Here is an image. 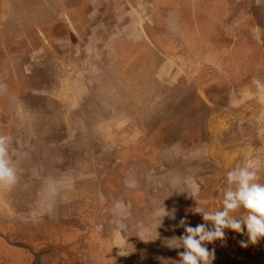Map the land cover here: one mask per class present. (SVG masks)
<instances>
[{"label": "crops", "instance_id": "0c3cea01", "mask_svg": "<svg viewBox=\"0 0 264 264\" xmlns=\"http://www.w3.org/2000/svg\"><path fill=\"white\" fill-rule=\"evenodd\" d=\"M9 1L0 0V48L5 54L0 62V85L7 81L5 72L10 69L13 82L8 81L14 88L11 94H0V101L4 102L13 95L22 106L19 108V115L27 119L32 116L37 103H46L53 98L56 104L61 105V115L64 120L67 117V125L41 123L25 129L20 121L10 129L8 126H1L4 129H0V133H7L6 136L11 138L10 156L19 161H15L13 166H22L25 173H22V178L17 177L22 185L0 187V207L11 215L8 218L13 217V213H18L20 219L27 222L24 226L38 229L41 226L36 223L39 219L56 226L57 230L46 234L47 237L39 245L38 241L32 239L28 242L36 244L37 250L39 247L45 249L53 245L64 249L60 264H177V253L183 249L169 248L166 240L184 232L178 226L182 218L187 217L193 226L203 223V220L199 214L194 215L191 212L196 206V200L175 189L183 187L185 179L194 178L201 186L197 197L200 206L209 210L217 209L209 205L207 198L211 191L204 188L203 179L197 174L182 170L181 164L195 167L196 172L202 168L203 161L197 156L199 152L180 158H173V155L170 158L159 157L160 154L164 156L165 148L178 147L181 144L180 140H169L166 144L161 141L169 128L162 126L152 130L147 139L145 138L146 141H142L145 144L135 142L138 138L135 134L142 131L131 124V118L136 115L128 109L110 110L104 104L107 100L103 97L95 100L108 112L100 111L97 122L86 121L102 142H83L78 136L92 130L89 128L90 131H85L84 125H74L73 118L79 117L76 115L79 111L83 117L88 118L87 110L92 99L81 95L84 90L80 88L97 83L106 85L103 75L107 66V54L115 52L117 58L127 62L122 66L118 62L114 65L116 67L113 71H118L114 85L118 88V82L128 74L124 72H132L134 55L142 58L139 53H150L152 58L157 52L161 59L164 58L156 68L158 83H181L182 75L193 70L190 79L192 85L205 84L207 79L211 84L217 83L219 79L216 78L221 74L219 78L226 76L228 84H242L247 93L254 95L256 105L254 101L248 102H253V106H256L258 112L252 115L260 119V125L254 127L258 142L254 148L262 150L264 0H212L210 10H198L195 14L189 11V0H129L128 11L114 9L112 16H106L107 6L99 10L104 4L98 3V7L101 6L98 8L97 3L91 0H81L75 8L76 11H73L74 14L61 6L60 9L65 11L69 24L63 26L62 34L56 33L55 37H50L43 28L37 31L12 32L7 16ZM196 1L198 5L203 2ZM122 3V0H115L116 8ZM152 10L157 11L149 15ZM75 18L81 21L79 28H84L82 31L73 23ZM57 19L59 23L60 18ZM108 22L113 23L116 29L111 40L105 34ZM160 28H164L162 35L158 30ZM222 36L226 37L227 42L222 40ZM108 41L118 46L110 47ZM184 50L196 55L188 60L180 55ZM95 53L100 58L103 57L104 64L93 59ZM202 53L207 54V57L202 59L199 56ZM219 53L225 55V61L218 60ZM97 72H100L98 78L92 79L91 74ZM28 82L31 89L26 87ZM124 84L129 87L134 85L130 79ZM1 86L4 90V85ZM218 107L213 109L211 116L224 115L223 110L219 113ZM187 115L195 114L181 116ZM225 115H230L229 111ZM221 131L218 130V133ZM32 133L37 135H31ZM133 133L135 134L131 135ZM92 147L115 149L116 166L119 170L116 171L113 182L108 172L99 166L101 172L104 169L106 176L103 178L100 173L104 187L100 195H104V203L97 207L91 205L90 194L86 189L80 190L75 182L78 177L76 164L84 166L87 172L91 171L90 154L86 158V150ZM140 148L155 150L156 153L151 159L136 157V151ZM237 150L238 146L235 145L222 146L219 150L221 156L218 158L220 166L229 167L244 162L237 156ZM80 152H84V155L81 156ZM17 170L19 169H16L18 175ZM86 175L84 173L80 176L83 179ZM10 189H13L14 195L10 194ZM112 193L114 197L109 199L108 196ZM50 195L53 196V201L48 204ZM32 199L40 201L39 205L36 200V203H30ZM18 201L23 202L16 209L9 205ZM76 202L78 205L82 203V207L76 206ZM1 208L0 211H3ZM164 209L175 211V219L171 216L161 219L158 213H162ZM27 215H35L39 219H26ZM230 231L232 230H225L224 240L208 244L210 250L215 249L213 264H243L250 257L254 260L253 264H264V259L255 256L257 246L252 243L247 247L241 246L240 241L248 239L246 234L235 233L232 240ZM22 251L28 253L27 250Z\"/></svg>", "mask_w": 264, "mask_h": 264}, {"label": "flooded vegetation", "instance_id": "af4514ba", "mask_svg": "<svg viewBox=\"0 0 264 264\" xmlns=\"http://www.w3.org/2000/svg\"><path fill=\"white\" fill-rule=\"evenodd\" d=\"M91 1L95 4L97 3V7H98V3L104 4L103 8L101 6L98 7V8L101 7V9L99 10L104 9L107 6V9L105 11L106 16L114 15V9H117V10L119 9L121 11H128L130 8L129 0H122L123 3L119 5V8H116L115 0H91ZM202 1L203 2L198 5L196 0H189L190 2L189 11L195 14L198 12V10L199 12L202 11L203 9L210 10L212 0H202ZM69 6H70V3L67 2L65 3L63 7H65L66 9L67 8L70 9ZM175 7L178 8V6H175ZM153 11L154 10H152V12H150L149 15L152 13H155L157 10H155L154 12ZM58 13H59L58 18L60 19H59V23H57L55 27L56 31L58 30L57 33L59 32L60 26L63 27L68 24V18L65 14V11H61L60 9L59 12L55 11L54 15L55 14L58 15ZM107 25H111V27L114 28L112 31H114L113 33L115 34L116 29L113 23L108 22ZM106 30H107V27H106ZM106 30H105V33H106ZM158 30L161 32L160 34L162 35L164 28H160ZM222 40L224 42H227L226 37L222 36ZM167 41L174 44L168 39ZM178 41L180 42V40ZM108 43H110V41H108ZM110 45H111L110 47H113V48L118 46V45H112V43H110ZM181 48H184V46H181ZM207 48H208V45H207ZM185 51L186 50H184L182 54L180 55L182 57H185L188 60H191L190 57L196 55L194 53H190L188 51L185 52ZM95 54L96 56H94L93 59H96L97 62L99 63L101 62L102 64H104L102 61L103 57L100 58L98 53H95ZM218 55H219L218 60L221 59V61H225L226 59L225 55L222 56L221 53H219ZM139 56H141L142 58L140 57L137 58V56L134 55L136 60H134L135 58L133 57V63H134L133 66L134 68H136L135 66L140 63L142 64L143 67L146 68L145 70L147 72L141 78L140 84L138 83V80H136L135 84L131 87V89L134 90V92L142 91V93L139 96H136L134 98L133 97L129 98L130 101L131 100L134 101V102L131 101V104L135 106L137 109L127 106L126 101H125V104L122 106V108H117L118 102L115 101V96H112L110 95V93L108 94L106 92L105 90L106 85L104 86L103 84H99V83H97V85L90 84L83 89L80 88V90H84V93L81 92V95H86L90 97V99H92V102L90 104H92L93 108L92 107L88 108L87 110V114L89 115L88 117H91V118L94 117L95 121H99L100 111L108 112L105 110V107H100L96 103L97 100L95 99H98L100 97L106 98L107 101L104 104L105 105L107 104L108 105L107 107H110V110L112 111L115 109H128L130 112L132 110V112L136 115V117L131 118V124L134 126L136 125V127L142 130L143 132L145 129L143 124L150 118H152L153 120L158 117L164 118V120L169 119L170 114L172 113L174 109H176V107L180 108L179 112H181L180 113L181 115L188 114L186 112H190V111L192 112V110H194L195 115L192 116V120L194 121L193 124L188 125L185 122L186 119L184 118V121H181L179 126H176L173 124L172 125L170 124L171 126H168V128H171V129H169V131L168 132L166 131V132L167 133L170 132L168 136L170 137V140H173V141L180 140L181 144H179L178 147L173 146L171 148H165L163 153L168 158H170L172 155H173V158L174 157L180 158L183 155L189 156L193 154V152H199L197 156L200 161H203L202 168H200V170H197L196 172L194 169L195 167L190 166V165L183 166V164H181L182 170H184L185 172H188L189 174L191 173L197 174L201 179H203L204 188H208L211 191L209 198L207 199L209 200V203H210L209 205L212 208H215V207L220 208L222 206L221 205V195L217 191V189L218 187L226 186V173L228 170L236 166V165L229 166V167H225L223 165L220 166L218 162V158L221 156L219 153V150L221 149L222 146L224 147H233L234 145L238 146L237 156L240 157L241 160L243 159V161L251 158V160H253L255 163L260 165L261 166V176L262 178H264V149L258 150L254 148L258 144L256 135L254 132V127H258L260 125V119L257 118V116L252 115L253 113L257 114L258 112V110H256V106H252L248 104V102L254 101L256 105L257 102H256L254 95H250V92L247 93L245 91L247 89L246 88L244 89V86L242 84H238V85L233 84V83L228 84L226 76L223 78H219L221 74H219V76L216 78V79H219V82L217 83L211 84L209 83L210 82L209 81V82H206L205 84L192 85L190 83V79L192 78V75L194 73L193 70L188 72L187 75H182L183 80L181 83L176 82L175 84H172V85H163L162 82L158 83L159 79L157 76L158 72L156 68L162 62L164 58L161 59L160 55L157 52L154 54L152 58H150V53L147 55L139 53ZM147 56H149V58ZM199 56L202 57V59H204L207 57V54L202 53V54H199ZM110 57L112 59L114 58L116 59L115 52H112L110 55L107 54V56L105 57L107 66H106V69L104 70L105 73L103 75V79L106 78V83L108 81H111V83H114L118 76V71L116 72L113 71L114 67H116L114 65L116 64L114 63L110 64L107 62L108 58ZM199 61H200V58H199ZM123 63L127 64L125 60L123 61ZM198 64L199 62L197 63V65ZM99 73L98 72L94 73L92 76V79H94L95 77L98 78ZM183 82H185L186 84H183ZM51 87L52 89L54 88L53 85ZM114 91H115L114 93L118 92L116 86H115ZM184 91H187V93H185ZM52 100L53 98L51 99V101L49 100L46 101V105L48 106L50 113L52 111V108H51ZM171 101L173 102L171 103ZM113 102H115L114 105H113ZM187 103L190 104L189 109L186 107ZM221 104L225 105V109L222 108ZM34 106L35 105H33V107ZM216 106H219L218 107L219 113L223 110L224 115L226 114L227 111H229V114H233L234 116H237L236 122H234L232 126L231 124L229 127L227 125L228 128L225 130L226 132L218 133V132L213 131L214 129L212 128V126H208V127L206 126L204 128V125L202 124L203 117H204V114H203L204 107L206 108V110H208V113L210 112L212 113L213 109ZM33 109L37 111L38 110L37 105ZM76 115H79V117L73 118L74 125L83 127L84 125L83 121L85 119V117H83L84 115H82L80 111L76 112ZM188 116L190 115H187L186 117ZM140 117L142 118L145 117V119L143 118L140 121L139 120ZM57 120L58 122H56L55 125H57L58 123L59 125H63L60 123L65 121L64 118H62V115L60 116L58 115ZM164 123L162 125L158 124V125H155L154 127L152 126V130L154 129L157 130L159 129V127H162V126L166 128L167 124L166 122ZM153 125H154V122H153ZM142 131L140 133H143ZM188 131H191L190 137L186 136V133ZM209 132L211 133L210 135H209ZM134 134L135 133L131 135H134ZM78 137H80V140H82L83 142H85L86 140L88 141V137H86L84 133L80 134ZM259 159L261 160L259 161ZM258 161L261 163H259ZM15 169H19L17 170L18 171L17 177H19V179L22 178L23 176L22 173L23 174L25 173L22 171L23 167L16 165ZM76 181L77 180L75 178V182ZM83 181L85 182V180ZM77 182H80V181H77ZM16 184L19 186L22 185L20 181H17ZM10 194L14 195L13 189H10ZM49 197H50L49 199L50 202H48V204H51V202L53 201V196L50 195ZM32 200L33 201H31L30 203H33V202L36 203L35 202L36 199H32ZM22 202L23 201L21 202L18 201L17 203L15 202V204H9V205L13 209L14 208L16 209L18 205H20V203ZM39 202L40 201L37 202V205H39ZM1 210L3 209L1 208ZM16 211H18V209ZM240 211L242 212L243 209H241ZM239 214H240L239 212L236 213V215H239ZM9 216L10 215L8 214V211L6 210L0 211V225L6 228L7 230H12V229L17 230L19 227L27 223L26 221L20 219L21 217L19 216L18 213H16L15 215L13 213V217L11 218H8ZM30 218H33L34 220L39 219V218H36L35 215H33V217H28V215L26 216V219H30ZM29 223L30 221L28 222V224ZM36 223L41 224L40 229L41 228L44 229L43 227L47 228L44 234H48L50 233V231L57 230L56 226L51 225L50 223H48V221H43V219H39V222L37 221ZM40 229L30 228L29 229L30 232L29 231L23 232L22 230H19L17 234L19 235V238H21V240H23L22 238H25L23 237V235L32 234L34 241L35 239H37L38 241L39 236H42V232H40ZM235 233L236 232L234 231H230L229 233L232 240L234 239ZM0 239H3L4 241H6L8 247H13L19 250L28 249L27 254L31 256L29 264H40L39 262L41 261H44L45 264L62 263V260L60 259H61V253L64 249L62 250L61 247L53 245L46 249L39 247L38 250L35 248L33 250L31 247L30 248L28 247V245L26 244L27 242L26 240H24L25 243L22 241L15 243V242L10 241V239H8L5 236V234H1V233H0ZM40 241L41 240H39L37 244H40ZM254 245L257 246L256 251H255L256 252L255 256L259 257L260 259H264V239H261L258 243ZM253 262L254 260L252 259V257H250L248 260H245L243 264L244 263L253 264Z\"/></svg>", "mask_w": 264, "mask_h": 264}, {"label": "rangeland", "instance_id": "374dc122", "mask_svg": "<svg viewBox=\"0 0 264 264\" xmlns=\"http://www.w3.org/2000/svg\"><path fill=\"white\" fill-rule=\"evenodd\" d=\"M81 0H10L9 4H8V12H7V16L8 19L11 23L10 25V30L16 31V32H21V31H34V30H38V29H42L44 30V32H47L48 35L50 37H55L56 36V25L58 23V17H59V13L58 15L55 14L54 12H59L61 6H64L65 3H70L69 6V10L71 13H73V11H76V7L77 4L80 2ZM57 6V7H56ZM56 7V8H55ZM84 13V12H83ZM74 14V13H73ZM84 16V15H83ZM81 21L78 20L77 18H75V20L73 21L74 24H77V28L78 30L82 31V28H79V26L81 25L80 23ZM69 24V23H68ZM66 28V27H65ZM21 29V30H19ZM63 27L60 26L59 27V35L62 34L63 32ZM67 29V28H66ZM114 28L111 27V25H107V30H106V37L108 38V40H111L112 36H113V32L112 31ZM65 32V31H64ZM25 47H27V45H25ZM54 52H56V48L53 49ZM5 54L3 53V51L0 48V62L2 60V57H4ZM123 59H112L111 57L108 58L107 62L108 63H116L118 62L119 66L125 65L123 63ZM46 64V63H45ZM134 64V63H132ZM10 65V64H9ZM136 68H134V66L132 65V69L133 72H124V74L128 73L127 75L123 76V79L121 80V82H118L119 87L117 88L118 92L114 93L115 91V85L114 83H111V81H108L106 83V92L112 96H115V101L118 102L117 108H122V106L125 104V101L127 102V106H130L134 109H137L135 106H133L131 104V101L134 102L133 100L130 101V97H136L139 96L142 91L140 92H134V90L131 89V87L126 86L124 83L125 81H128L129 79L133 81V83L135 84L136 80H138V83H141V78L143 77V75L147 72L145 69V67L142 66V64H137L135 66ZM131 68V67H130ZM18 70V69H17ZM12 72L10 71V69L6 70L5 75L7 78L6 82H3L1 85H4V90L1 88L2 86L0 85V94L3 93H10L12 92L14 86L11 82H13V77H12ZM93 76V73L91 74V77ZM11 80L10 84L9 81ZM207 82H209V79L206 80ZM204 86V85H203ZM27 89H31L32 86L29 85V82L27 84ZM39 87V86H38ZM41 88V86L39 87ZM113 93V94H111ZM62 97V96H61ZM173 101H171L172 103ZM115 102H113L114 105ZM141 104V103H140ZM190 104L187 103L186 107L189 109ZM253 106V102H251V104ZM222 108L225 109V105L221 104ZM2 107V108H1ZM4 107V108H3ZM89 107L93 108L92 104L89 105ZM0 129H4L1 126L5 125L8 126V129L13 128L14 124L21 123L22 127L27 129L30 126L33 125H40L42 123V125L44 124H55L56 122H58L57 120V116L61 115L62 113V107L61 105L58 103L56 104L55 101L52 100L51 103V108L52 111L50 113V110L48 109V106L46 105V103L44 101H40L37 104V108L38 110L33 111L31 113V117H27V119H23V117H21L19 115L20 111L19 108H22V106L20 105V102L13 96L11 95L10 99L6 100V101H0ZM112 109V108H111ZM180 108L176 107V109H174L172 111V113L169 116V119H165L164 118H156V119H148L143 126L145 127L144 129V133H137L135 135L138 136L137 139H135V142H142V141H146L147 137L149 136V132L152 131V126L154 127L155 125H162L164 122H166L167 127L173 125L179 126V124L181 123V121H184V118L186 119L185 122L189 125V124H193V120H192V114H194L193 110L192 112H186V113H190L192 116H180L179 112ZM191 110V109H190ZM184 111V110H183ZM185 112V111H184ZM28 114H30L28 112ZM203 122L202 124L204 125V128L207 126H212V128L214 129L213 131L218 132V130H222L221 132H226V128L227 125L232 126V124L234 122H236L237 116H234L233 114L230 115H221L218 114L219 116H211V112L208 113V110H206V108L204 107L203 110ZM208 114V115H207ZM36 115V116H33ZM233 115V116H232ZM63 118V117H62ZM145 119V117H143ZM142 117L139 118V120L141 121L143 119ZM21 119V120H20ZM71 119V118H70ZM88 120H92L94 122H97L94 120V117H86L83 121V124L86 128H84L85 131H90L92 130V132H86L84 133V135L86 137H88V141L93 142L96 141L97 143L102 142V139L98 137V134L93 132V129L90 128V126H88L85 122ZM71 121V120H70ZM91 121V122H92ZM154 122V125H153ZM162 122V123H161ZM161 123V124H160ZM184 123V122H183ZM59 124V123H58ZM60 124H64L67 125V117L65 118L64 122H61ZM165 124V123H164ZM171 124V125H170ZM142 126V127H143ZM147 127V128H146ZM90 128V130H89ZM171 129V128H169ZM169 131V130H168ZM170 133V132H169ZM169 133L165 134V138L161 139V141H163L164 144H166L169 140L170 137ZM211 133L209 132V135ZM217 134V133H216ZM0 135H7V133H0ZM31 135L36 136V133H32ZM27 136V135H25ZM39 136V135H38ZM42 136V135H41ZM40 136V138H41ZM187 137L191 136V131H188L186 133ZM146 138V139H145ZM174 138V137H173ZM25 139V138H24ZM24 139L22 141H24ZM161 143V144H163ZM140 144V143H139ZM80 151V150H79ZM81 156L84 155V152ZM90 157H89V154ZM137 155L136 157H140V158H147V157H151L156 153L155 150H147V149H138L136 151ZM147 154V155H146ZM21 155V154H20ZM90 158L91 161V171L87 172V169L82 165H75V171L76 174L78 173V177L76 178V184H77V188L81 189H86V192H88L90 194V201H91V205L92 206H98L100 204L104 203V199L103 196L104 195H100L102 194V191H104V187L101 183L100 180V173H102L101 175L103 176V178L106 176L104 175V169L106 170V172H108L107 174H109V176L112 178V181L115 182V174H117V172H119L118 170V166H116V154H115V149L113 148H108V149H101L99 147L96 148H90L88 150H86V158ZM159 157H164L162 154L159 155ZM21 159H25L24 157H21ZM15 161H18L17 158H12V162L15 163ZM105 161H108L107 164H101ZM19 163V161H18ZM99 166H102L104 169L101 172V170H99ZM101 167V168H102ZM118 170V171H117ZM117 171V172H116ZM87 176L85 177V179H82V174H84ZM90 174V175H88ZM101 176V179H102ZM85 180V182L83 181ZM84 182V183H83ZM114 190V187H112V191ZM112 195L108 196L109 199H111ZM114 197V196H113ZM82 203L78 205V202H76V206H80V208L82 207ZM1 208V207H0ZM11 216V215H10ZM21 217V216H20ZM19 218V217H18ZM32 227H27L22 225L21 227H19L17 230H7L6 228H4L3 226L0 225V233L1 234H5V236L10 239V241L18 243V242H24V240H26V244L28 245V247L32 248L34 250V248L36 249V244L34 245L33 243L31 244V242H28V240H34L32 234L31 235H23L22 238L23 240H21V238H19V235L17 234V232L19 230L24 231H29V229ZM44 229H40V232H42V236H39V240L40 243L43 241V239H45V237H47L46 234H44V232L47 230V228L43 227ZM30 232V231H29ZM29 234V233H28ZM44 237V238H43ZM35 241H37L35 239ZM25 243V242H24ZM39 245V244H38ZM37 245V246H38ZM47 246V245H45ZM27 247V248H28ZM48 248V246H47ZM46 249V248H45ZM28 250V249H27ZM31 256L27 253H24V251L13 248V247H8L6 241H4L3 239H0V264H29ZM40 264H45L44 261L39 262Z\"/></svg>", "mask_w": 264, "mask_h": 264}, {"label": "clouds", "instance_id": "9594fccd", "mask_svg": "<svg viewBox=\"0 0 264 264\" xmlns=\"http://www.w3.org/2000/svg\"><path fill=\"white\" fill-rule=\"evenodd\" d=\"M10 140L9 136L0 135V187L10 188L17 183V172L9 154ZM175 191L187 193L196 200L191 212L199 214L203 220V223L193 226L187 217L182 218L178 226L184 232L166 240L169 248L183 249L177 253V264H213L215 249L210 250L208 244L224 240L226 229L247 235V240L240 241L243 247L264 239V178L261 176V166L253 160L246 159L227 171L226 186L217 189L222 206L215 210L200 206L197 197L201 186L194 178L185 179L183 187H177ZM238 212L240 214L236 215ZM158 215L161 219L164 216L175 219V211L164 209Z\"/></svg>", "mask_w": 264, "mask_h": 264}]
</instances>
